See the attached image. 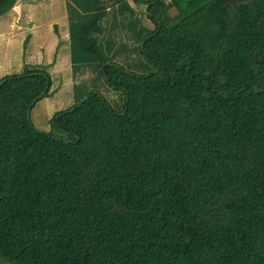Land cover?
I'll use <instances>...</instances> for the list:
<instances>
[{
    "label": "trees",
    "instance_id": "16d2710c",
    "mask_svg": "<svg viewBox=\"0 0 264 264\" xmlns=\"http://www.w3.org/2000/svg\"><path fill=\"white\" fill-rule=\"evenodd\" d=\"M67 14L71 101L48 131L49 68L0 78V264H264V0Z\"/></svg>",
    "mask_w": 264,
    "mask_h": 264
},
{
    "label": "crops",
    "instance_id": "0c3cea01",
    "mask_svg": "<svg viewBox=\"0 0 264 264\" xmlns=\"http://www.w3.org/2000/svg\"><path fill=\"white\" fill-rule=\"evenodd\" d=\"M132 5L135 6L133 2ZM0 25L3 27L0 29V78L9 75L3 74L4 69H10L13 66V64L10 65L8 57L15 44L18 45L17 47L23 48L20 49L19 55L22 56L24 62L26 56L30 58L28 62L22 64L23 66L19 65V69L25 64H32V58L37 59L35 60L38 61L37 65H44L43 59L46 53L48 57H54L53 64L49 66L65 71L72 69L67 0H19L11 11L0 18ZM26 41H28L27 48H25ZM35 55L39 58H36ZM6 60L9 63L5 64ZM51 74L54 90H57L58 87V92L56 91L53 96L42 100L32 111L34 124L44 131L50 129L49 121L52 113L47 115L48 111L45 110V118L40 121L39 117L43 114L39 113V104L43 101L48 102L51 97L54 98L57 95L59 97L57 102L61 103V107L71 101V97L65 96L69 93L60 94L62 90L57 84L53 72Z\"/></svg>",
    "mask_w": 264,
    "mask_h": 264
},
{
    "label": "rangeland",
    "instance_id": "374dc122",
    "mask_svg": "<svg viewBox=\"0 0 264 264\" xmlns=\"http://www.w3.org/2000/svg\"><path fill=\"white\" fill-rule=\"evenodd\" d=\"M145 1V0H143ZM164 2H166L167 4L170 3V0H164ZM136 8V10H138V15H139V18L142 20L145 18V13H146V10H147V6L145 4H135L133 3ZM109 19L106 21L105 25H107ZM145 21V19H144ZM144 24L147 26V22H144ZM3 28L1 27L0 25V29ZM18 45L15 44L14 45V48L12 49L11 53H10V56L8 57V61L11 62L10 65L12 66V68L10 67V69H4V73L3 74H14V73H17V72H20L23 70V67H20L21 69H19V65L23 66L22 64L23 63H26L28 62V60H30V58H28L27 56L24 58L25 62L23 61V58L22 56L19 55V51L20 49H23L22 47H17ZM19 55V56H18ZM36 58H39L35 55ZM33 60V61H32ZM31 62L32 65H37V62L38 61H35L37 59H33L32 58ZM54 60V57L53 56H47V53L46 55H44V59H43V66H47L49 69V71L53 74H54V78L56 79V82L57 84L61 85L62 87L61 90L62 92H60V94H64V93H69V84H67L69 82V77L71 76L72 77V72H70V70H59V69H55V67H52V66H49L50 64H53L52 61ZM7 60L6 62H4L5 64L6 63H9ZM50 61V63H48ZM61 72V73H60ZM60 73V74H59ZM56 74V75H55ZM90 78V77H89ZM67 97H70L71 95L70 94H67L65 95ZM59 99L58 95L56 97H51V99L48 101V102H44L39 104V113L41 112L43 114V116L39 117V120L42 121L44 118H45V110L48 111L47 115H49V113H52V116L55 112H57L58 110L62 109L63 106L61 107V103H58L57 100Z\"/></svg>",
    "mask_w": 264,
    "mask_h": 264
}]
</instances>
